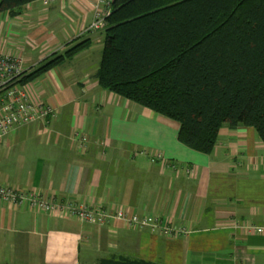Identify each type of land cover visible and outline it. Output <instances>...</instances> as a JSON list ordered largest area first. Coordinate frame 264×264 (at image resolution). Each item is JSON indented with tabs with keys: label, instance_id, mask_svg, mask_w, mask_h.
<instances>
[{
	"label": "crops",
	"instance_id": "0c3cea01",
	"mask_svg": "<svg viewBox=\"0 0 264 264\" xmlns=\"http://www.w3.org/2000/svg\"><path fill=\"white\" fill-rule=\"evenodd\" d=\"M96 0L37 1L0 13V53L35 69L76 41L92 46L28 84L55 117L14 131L0 184L46 200L151 216L89 226L0 204V264H264V144L253 128L220 131L210 155L180 143V124L99 87L104 39L87 32ZM88 139L82 147L80 138ZM157 160L153 163L151 157ZM181 230L165 235L164 229Z\"/></svg>",
	"mask_w": 264,
	"mask_h": 264
},
{
	"label": "trees",
	"instance_id": "16d2710c",
	"mask_svg": "<svg viewBox=\"0 0 264 264\" xmlns=\"http://www.w3.org/2000/svg\"><path fill=\"white\" fill-rule=\"evenodd\" d=\"M42 0H0L15 16ZM103 35L99 87L180 124L179 141L210 155L224 127L264 144V0H116ZM92 46L76 41L26 84Z\"/></svg>",
	"mask_w": 264,
	"mask_h": 264
},
{
	"label": "built area",
	"instance_id": "2783aa9c",
	"mask_svg": "<svg viewBox=\"0 0 264 264\" xmlns=\"http://www.w3.org/2000/svg\"><path fill=\"white\" fill-rule=\"evenodd\" d=\"M52 0H43L48 5ZM116 0H96L94 17L88 32L103 30L107 25L113 5ZM26 61L15 55L0 53V150L5 147L7 138L17 129L31 124H48L50 118L55 117L51 106L35 99L29 92L28 84L23 79L29 73ZM82 147H86L88 139L80 138ZM0 204L21 206L41 210L50 215L71 217L86 225L102 226L112 218L121 219L126 226L133 229L159 228L158 220L151 216L139 217L118 211L114 216L103 208H92L85 204L59 203L46 200L35 193H28L8 184H0ZM247 234L264 235V224L248 226L244 229ZM181 230L164 229L165 235L179 234Z\"/></svg>",
	"mask_w": 264,
	"mask_h": 264
},
{
	"label": "rangeland",
	"instance_id": "374dc122",
	"mask_svg": "<svg viewBox=\"0 0 264 264\" xmlns=\"http://www.w3.org/2000/svg\"><path fill=\"white\" fill-rule=\"evenodd\" d=\"M42 2H43V0H42ZM50 4V3H49ZM48 4V5H49ZM47 6V5H46ZM101 31H104V29L103 30H101ZM101 31H97V32H101ZM88 32V31H87ZM157 159L154 157V156H152L151 157V161L154 163L155 161H156ZM83 224V223H82ZM90 226V225H89ZM91 226H94V225H91ZM133 229V228H132ZM169 229H171V228H169ZM136 230H138V229H136Z\"/></svg>",
	"mask_w": 264,
	"mask_h": 264
}]
</instances>
